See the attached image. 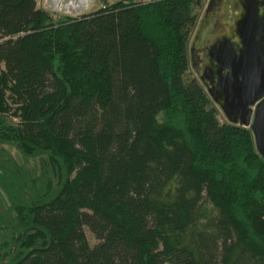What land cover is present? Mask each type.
<instances>
[{
  "label": "trees",
  "instance_id": "1",
  "mask_svg": "<svg viewBox=\"0 0 264 264\" xmlns=\"http://www.w3.org/2000/svg\"><path fill=\"white\" fill-rule=\"evenodd\" d=\"M205 1L0 0V264H264V159L184 79Z\"/></svg>",
  "mask_w": 264,
  "mask_h": 264
},
{
  "label": "water",
  "instance_id": "2",
  "mask_svg": "<svg viewBox=\"0 0 264 264\" xmlns=\"http://www.w3.org/2000/svg\"><path fill=\"white\" fill-rule=\"evenodd\" d=\"M238 1L240 9L224 22L227 33L206 50L207 65L203 66L197 48L198 32L189 50V61L226 121L250 127L255 147L264 159V1ZM217 2L221 7L223 0H207L204 17Z\"/></svg>",
  "mask_w": 264,
  "mask_h": 264
},
{
  "label": "rangeland",
  "instance_id": "3",
  "mask_svg": "<svg viewBox=\"0 0 264 264\" xmlns=\"http://www.w3.org/2000/svg\"><path fill=\"white\" fill-rule=\"evenodd\" d=\"M113 1L115 0H36L38 7H41L43 9H46L54 13V17L63 16V15L78 16L83 13H87V12H90V11H93L99 8L104 2L110 3ZM136 1H147V0H136ZM206 2L207 0L205 1L204 5L201 8L196 7V10L199 12L198 20H200L201 18ZM191 77L197 78L196 74L192 71L191 68H189L188 71L184 75V79L185 81H187ZM215 106L219 110V114H218L219 119L221 121L226 120L223 113L220 111L219 107L216 104ZM246 128L250 129V127H246ZM8 149L14 158L21 161V154L18 152V150L14 146L8 147ZM33 163L34 162L31 160L28 164L32 165ZM7 203H8L7 197L5 196L4 192L0 190V211H2V208L4 205L6 207ZM208 209L210 210V208ZM85 233L91 245L97 242V240L93 237L91 232L86 227H85Z\"/></svg>",
  "mask_w": 264,
  "mask_h": 264
},
{
  "label": "flooded vegetation",
  "instance_id": "4",
  "mask_svg": "<svg viewBox=\"0 0 264 264\" xmlns=\"http://www.w3.org/2000/svg\"><path fill=\"white\" fill-rule=\"evenodd\" d=\"M240 7L241 4L238 0H223V4L221 5V7L218 6L217 2V6L208 13L207 17H204L203 10L201 18L200 20H198L195 27L196 30L193 31V34L190 37L189 43L190 50L191 44L198 32L197 48L199 49V51H201L200 54L203 57V66L207 65V58L209 59L208 52L206 50L211 47L216 38H221L223 37V35H225V33H227V27L225 26L224 22H226L229 18L235 16ZM228 33H232L229 28ZM190 68L192 69L191 65Z\"/></svg>",
  "mask_w": 264,
  "mask_h": 264
},
{
  "label": "crops",
  "instance_id": "5",
  "mask_svg": "<svg viewBox=\"0 0 264 264\" xmlns=\"http://www.w3.org/2000/svg\"><path fill=\"white\" fill-rule=\"evenodd\" d=\"M216 7V6H215Z\"/></svg>",
  "mask_w": 264,
  "mask_h": 264
}]
</instances>
